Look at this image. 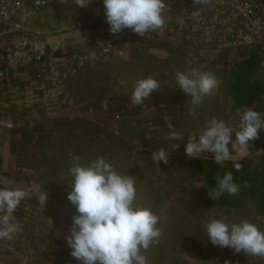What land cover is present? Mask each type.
I'll use <instances>...</instances> for the list:
<instances>
[{"label":"rangeland","instance_id":"rangeland-1","mask_svg":"<svg viewBox=\"0 0 264 264\" xmlns=\"http://www.w3.org/2000/svg\"><path fill=\"white\" fill-rule=\"evenodd\" d=\"M181 2L165 0L163 26L144 37L128 29L111 34L101 0H93L87 9H77L74 0H48V6L36 12L28 5L13 7L15 13L29 15L26 23L33 33L0 28V67H6L10 76L19 72L17 80L6 83L4 77L0 84V176L7 178L8 187L44 188L48 197L45 205L35 195L21 201L14 213L18 232L12 240L0 239V264H79L64 240L74 212L66 199L68 167L77 155L81 162L102 156L118 171L134 176L137 202L160 218L161 236L144 253L148 264H264L262 257L211 245L202 229V222L216 218L226 223L248 220L264 231V209L257 207L264 200V185L212 200L215 193L204 169L191 166L190 159L195 158L184 154L188 135L198 134L208 119L238 126L236 110L244 106L232 98L230 69L239 49L264 45V24L250 32L246 42H227L228 36L220 40L211 24L214 17H205L213 6L204 0H184L182 11ZM73 25L80 27L78 33H69L67 28ZM62 26L67 27L65 33ZM56 29L61 35H55ZM103 30L108 31V48L95 45ZM8 48L25 57L30 54L33 64L22 60L15 66V60L7 65ZM187 52L195 54L186 60ZM44 55L60 58L50 74L40 60ZM74 60L81 62L77 71L65 75L63 65ZM188 67L211 72L219 81L196 106L175 85V73ZM259 72L264 78L263 70L254 76H261ZM147 77L156 79L160 88L143 103H132L133 85ZM51 79L58 81L52 84ZM159 102L167 106H152ZM248 107L264 113L261 102ZM166 117L184 136L168 164L156 165L151 153L170 143ZM233 150L234 159L244 167L237 177L240 188L243 177L264 176L263 130L242 154ZM54 246L57 256L51 258Z\"/></svg>","mask_w":264,"mask_h":264},{"label":"clouds","instance_id":"clouds-1","mask_svg":"<svg viewBox=\"0 0 264 264\" xmlns=\"http://www.w3.org/2000/svg\"><path fill=\"white\" fill-rule=\"evenodd\" d=\"M77 9H87L93 0H74ZM103 17L111 34H119L125 29L144 37L146 33L161 28L163 13L168 11L165 0H101ZM200 3L201 0H195ZM175 85L191 97V104L198 105L203 97L219 86V81L211 72L188 67L174 76ZM160 88L152 78H142L133 85L130 100L134 104L143 103L153 91ZM237 127H230L222 119H208L196 135H188L184 144V154L189 158H201L211 154L219 167L232 160L236 171L242 165L233 157V148L242 154L251 141L264 130V113L244 106L237 109ZM170 142L151 153L152 162L168 164L170 155L184 135L167 121ZM9 181L0 176V239L12 240L19 230L14 215L22 200L35 195L45 205L48 192L33 189L8 187ZM66 184L67 201L73 206L70 226L64 235L69 254L79 264H148L144 253L157 243L161 231L157 227L159 217L137 202L134 176L122 173L102 156L81 162L74 156L68 167ZM212 200L223 194L234 195L240 185L231 172H225L216 179ZM206 240L213 246L229 248L246 256L264 258V231L248 220L226 223L222 219L209 218L202 222Z\"/></svg>","mask_w":264,"mask_h":264},{"label":"trees","instance_id":"trees-1","mask_svg":"<svg viewBox=\"0 0 264 264\" xmlns=\"http://www.w3.org/2000/svg\"><path fill=\"white\" fill-rule=\"evenodd\" d=\"M264 2V0H262ZM264 45L263 43H258L257 45L246 46L239 49L238 58L235 64L230 69L231 74V84L230 87L233 90L232 98L241 106H252L257 102H261L264 105V78L262 72H259L261 76L255 77L254 75L259 71H264ZM4 77L8 80L6 83H11L12 80H17L19 78V72L13 76H10L6 70V67H0V84L3 83ZM264 132V130H263ZM235 150H232V152ZM203 157V156H202ZM204 160L199 158L190 159V165L194 168H203L204 176L207 181L208 186L212 191H214V185L216 179L222 177L225 172H231L234 180L238 183L237 177L239 174L244 172V167L241 161H237L242 165L239 171H236L233 167V161H225L222 166H218L214 163L211 157H203ZM252 179V180H251ZM248 179L246 177L242 178L240 193L244 190H251L250 188L257 185L262 187L264 185V176L258 177V179ZM264 189V186L263 188ZM254 192V191H253ZM255 195V193L253 194ZM258 208L264 209V200L257 203Z\"/></svg>","mask_w":264,"mask_h":264},{"label":"bare ground","instance_id":"bare-ground-1","mask_svg":"<svg viewBox=\"0 0 264 264\" xmlns=\"http://www.w3.org/2000/svg\"><path fill=\"white\" fill-rule=\"evenodd\" d=\"M40 1H41L40 7L37 10L48 6V0H40ZM181 1H182L181 2L182 11H184L186 10V6L185 4L183 6L184 0H181ZM204 1L207 4H209V2H212L213 5L218 6L217 12L211 9L212 13L208 16L205 15V17H211V16L214 17V20H213L214 22L211 24L215 27V31H217V34H219L218 31L220 32L221 34L220 40H224L228 36L227 42H242L244 41V39L246 42L247 38L249 37L250 32H253V31L257 32L263 29V28L260 29L259 24H258L259 19H261L264 22V5L259 0H247L248 2L253 3V9L247 3L239 4L243 0H204ZM24 5L25 4H17L14 6H24ZM258 7H260L261 9L259 10V15L252 16L254 13V10L258 11ZM28 8L31 12L37 11V10H34L29 4H28ZM235 12L238 13L240 18L242 17L243 20L241 23H239V21L235 19V14H234ZM200 20L203 21V17H201ZM207 21L209 22V20ZM248 23H249V27L244 26ZM217 37H220V36H217ZM248 44H251V43H248ZM246 46H251V45H246ZM4 51H5V59L7 61V65L9 66L15 60L17 61V63L14 62L15 66L22 64L23 62L22 60H24L25 63L27 64H33V60H32L33 57L30 54L27 55V57H25V55H23L21 51H17V50L11 51L10 48ZM51 56L56 57L57 61L60 60L58 55H50V57ZM50 57H48V55H44L40 60L44 63H47ZM64 65H66V63ZM56 67H59V64ZM77 67L78 65H76V68L74 69L73 73L77 71ZM152 106L155 108L158 107L161 109V108L166 107L167 104L165 102H159Z\"/></svg>","mask_w":264,"mask_h":264},{"label":"built area","instance_id":"built-area-1","mask_svg":"<svg viewBox=\"0 0 264 264\" xmlns=\"http://www.w3.org/2000/svg\"><path fill=\"white\" fill-rule=\"evenodd\" d=\"M16 1L17 0H0V28H6V29L15 30V31H23V32L33 33L32 31H30L28 29L26 22H25V19L22 18V16L20 14L14 12L13 6L17 5V4H25V5L29 4L34 10H37L40 7L41 1L40 0H18L17 2ZM243 3H247L253 9V3L252 2H248L247 0H243L239 4H243ZM259 10H261L260 7H258V11L254 10V13L252 16H258ZM229 13H231V12H229ZM236 19H242V17L236 18ZM263 23L264 22L261 19L258 20V24H259L260 29L262 28L261 25ZM244 26L249 27V23L244 25ZM195 27L196 26H192L191 29L194 30ZM2 36H3V34H2ZM102 36L103 37H101L100 40L95 41V45L108 48V45H107L108 31L103 30ZM92 39H93V37H92ZM115 39H117V36H115ZM35 48L36 47H32V49H35ZM189 48H191V47H189ZM194 54L195 53H193V52H187L185 54L186 60H188V58L190 56H193ZM78 63L80 65L81 62L79 60H74L72 63H70L66 68V74L65 75L72 74V72L74 71V69L76 68V65H78ZM57 65H58L57 58L51 56L49 61L45 64L46 73L50 74L51 69ZM55 81L57 82L58 80L51 79L50 83L54 84ZM57 247L58 246H54L53 250L50 252L49 256L51 258H55L57 256V252H56Z\"/></svg>","mask_w":264,"mask_h":264},{"label":"crops","instance_id":"crops-1","mask_svg":"<svg viewBox=\"0 0 264 264\" xmlns=\"http://www.w3.org/2000/svg\"><path fill=\"white\" fill-rule=\"evenodd\" d=\"M209 4L211 5V6H213V10H216L217 8H218V6L217 5H213V3L212 2H209ZM186 6V5H185ZM21 16H22V18H24L25 19V22L27 21L26 19L28 18V16L29 15H22V14H20ZM26 25H27V23H26ZM60 25H62V24H60ZM63 27V33H65V31L68 29L69 30V33H78L79 32V29H80V27H74V25H73V27L72 28H70V27H64V26H62ZM65 28H67V29H65ZM35 31V30H34ZM190 31V30H189ZM36 32H38V31H36ZM55 32V35H61V32H59V30L58 29H56V31H54ZM45 34H48V33H45ZM190 34V33H189ZM48 36H50L51 37V35H49L48 34ZM47 36V37H48ZM63 40V39H62ZM251 45H255V44H251ZM121 51H120V53L123 51V49H120ZM156 51V50H155ZM63 67H67V66H65V65H63ZM126 108H129L128 106H125ZM6 144V143H5ZM2 156H5L3 153L1 154Z\"/></svg>","mask_w":264,"mask_h":264}]
</instances>
